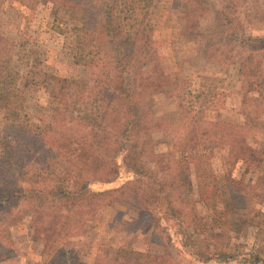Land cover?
Returning a JSON list of instances; mask_svg holds the SVG:
<instances>
[{"label":"trees","instance_id":"trees-1","mask_svg":"<svg viewBox=\"0 0 264 264\" xmlns=\"http://www.w3.org/2000/svg\"><path fill=\"white\" fill-rule=\"evenodd\" d=\"M46 1L54 5V11L62 8L69 13L68 23L75 34L71 48L73 61L91 69V73L85 78L40 73L25 51L27 60L18 57L15 63L22 62L26 75L14 79L9 66H0V113L6 124L5 129L0 127V203L3 205L0 256H6L11 247L4 235L17 214H26L31 219L34 236L45 241L42 252L62 259V250H66L60 242L64 236H70L71 227L85 225L105 207L116 204H129L140 210L165 207L179 219L185 214L179 205L185 204L184 198L190 193H197V198L191 199L194 204L218 203L217 177L207 174L201 156L208 149L206 146L217 144L225 149L228 163L246 160L248 152L243 138L256 127L249 121L235 124L209 120L204 111L182 97L176 100L177 124L167 120L168 114L156 115V98L172 84L153 41L157 1ZM207 5V0H189L187 18L204 16ZM227 25L223 24L220 34ZM185 29L187 35L193 32L196 38L208 41L206 51L209 42L218 37L215 30L195 32L194 22ZM259 42L263 40L246 36L237 45L253 50ZM12 60L8 57L2 62ZM246 64L247 61L239 68L242 77L246 76ZM37 87L45 88L62 106L49 124L41 126L23 120L27 116L24 108L30 90ZM154 132L173 136L165 141L169 146L166 152H156L158 139L154 138ZM186 165L192 174L186 172ZM121 172L131 174L122 186L91 188ZM13 175L25 181V185L8 182L7 177ZM226 182L223 193L228 190L230 200H220L223 207L216 212L218 216L214 220L223 235L238 233L249 224L238 216L233 218L231 210H246L251 206L239 188L240 181L231 175L226 177ZM55 205L76 208V216L69 225L57 224L55 215H51L55 214ZM191 213L192 224L198 214L194 207ZM259 215V212L255 214V218ZM144 218L147 219L141 217ZM135 222L123 224L131 226ZM202 245L196 249L200 250ZM213 251L210 248L202 252L205 261L231 257L225 250ZM165 262V257L157 254L122 246L116 250L113 264Z\"/></svg>","mask_w":264,"mask_h":264},{"label":"rangeland","instance_id":"rangeland-1","mask_svg":"<svg viewBox=\"0 0 264 264\" xmlns=\"http://www.w3.org/2000/svg\"><path fill=\"white\" fill-rule=\"evenodd\" d=\"M156 1L153 41L172 81L170 88L156 98V115L168 114L167 120L177 124L176 100L182 97L204 111L209 120L235 124L249 121L256 129H250V134L243 138L247 159L230 164L222 146H206L208 149L201 160L207 174L217 177L218 203L194 204L191 199L197 198V193H190L184 198L185 204L179 205L186 214L180 216V220L165 207L146 210L129 204L105 207L85 225L71 227L70 236H64L60 242L67 252L62 250V259L55 254L50 257L44 254L45 241L34 236L31 219L26 214H17L4 235L11 247L6 256H0V264H113L116 250L122 246L165 257L164 264H264V0H207V13L196 19L187 18L189 0ZM56 11L46 0H0V35L3 38L0 66H9L14 79L26 75L22 62L17 63L19 66L15 63L18 57L26 61V55L40 73L62 78L90 76L91 69L73 61L71 48L75 44V34L68 23L69 13L62 8ZM193 22L195 32L215 30L218 36L209 42L207 51L205 38H196L193 32L187 35L184 30ZM223 24L227 27L220 34ZM246 36L263 42L257 43L253 50L238 46ZM21 48L24 50L20 51ZM8 57L13 60L3 63ZM246 61V76L242 77L239 68ZM41 87L32 88L25 103L27 116L23 120L33 126L49 124L61 106ZM1 120L0 113V127L5 129V121ZM167 135L154 132V138L158 139L156 152L167 151L166 142L173 137ZM186 172L192 174L187 165ZM231 175L241 182L239 188L251 206L246 210H231L229 214L249 224L238 233L223 235L214 220L218 216L216 212L223 207L220 200H230L228 190L225 194L223 191L227 189L226 177ZM130 177L131 174L121 172L91 188H118ZM7 181L21 186L26 183L17 175L7 177ZM2 206L0 203V210ZM193 207L198 217L191 224ZM53 212L55 214L51 215H55L59 225H69L76 216V208L65 205H55ZM258 212L260 215L255 218ZM134 220L137 222L131 226L123 224ZM200 243L202 248L196 249ZM209 246L211 251L225 250L224 253L231 257L205 261L202 252L210 249Z\"/></svg>","mask_w":264,"mask_h":264}]
</instances>
